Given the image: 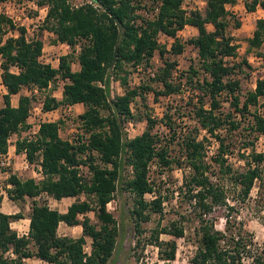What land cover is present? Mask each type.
Returning a JSON list of instances; mask_svg holds the SVG:
<instances>
[{
    "label": "trees",
    "instance_id": "16d2710c",
    "mask_svg": "<svg viewBox=\"0 0 264 264\" xmlns=\"http://www.w3.org/2000/svg\"><path fill=\"white\" fill-rule=\"evenodd\" d=\"M151 1H158L159 10L146 17L143 11L152 12L156 5L149 8L146 4L141 5L142 0H88L76 6L69 0H36L39 6L48 7L39 38L27 40L24 29L20 28L18 36L8 37L3 42L0 40L2 81L6 88L4 104L0 106V151L6 150L11 134L24 128L33 99V95H20L17 105L13 106L11 97L23 87L46 89L57 76L66 80L63 97L58 100L46 95L43 110H51L61 104L82 103L84 110L79 114V120L88 134L85 141L73 143L59 135V121H43L36 140L17 142L18 150L26 148L31 160L37 150H42L45 177L39 182L30 178L20 179L15 175L10 177L13 187L9 189V197L21 206L30 199V221L28 234L19 236L10 223L20 218L22 213L0 211V264H24L27 258L39 259L47 264H112L117 237L125 230L129 220L136 235L135 246H157L163 254L161 259L167 262L165 264L175 259L176 241H162L160 235L167 233L181 237L184 234L182 226L173 221L169 226L153 229L148 239L144 236L142 223L150 219L151 213H161L163 210L160 196L151 200L145 198V194L154 190L149 178L151 165L168 166L172 159L168 155L167 145L161 143L158 146L162 140L152 131L154 120L139 107H135L134 111L132 102L136 97L145 100L149 91L159 96L181 90L180 84L170 81L176 63L163 60V66L152 78L162 84L163 89L158 90L148 83L136 87L128 85L126 73L119 78L124 93L111 97L109 75L112 70L117 74L116 71L124 70L129 64L147 65L156 51L163 57L165 48L159 44L157 35L164 33L175 37L186 25L197 29V34L187 43L194 46L200 61L199 69L190 66L189 71L185 72L187 82L197 88L199 94L200 104L194 109L195 130H205L215 138L218 145L213 160L219 165V170L229 174L233 184L240 187L243 200L256 180L264 186V151L251 150L247 168L234 171L226 164L225 155L232 154L230 145L226 142V135L219 133L226 124L232 130L237 129V116L245 118L251 115L249 128L255 133L254 138L264 135V116L255 110L250 111V106L260 104L264 107V77L257 78L254 88L246 91L245 95H242L240 80L234 77L236 73L243 72V65L250 68L245 58L234 60L238 45L227 33L230 13L226 6L234 5L237 1L206 0L202 10L189 11L183 8L185 0ZM257 7L264 12V0L245 1L247 11H255ZM140 8L143 11L138 13ZM5 25L14 28L11 21L0 14V33ZM44 29L53 32L55 42L81 44L77 56L79 69H72L71 54L62 56L57 68L40 60ZM263 43L264 17H259L251 36L247 38V51L255 49L264 59V52L260 51ZM183 48V43L177 39L170 53L180 54ZM13 65L18 67L17 72L11 71ZM223 93L231 104V110L226 113L220 111ZM241 96L244 97L242 101ZM204 97L209 99L208 109L204 107ZM102 110L108 113L103 114ZM141 117L147 120L146 129L134 137H128L125 122ZM163 118L168 123L172 122V116L168 113H164ZM242 143L245 148L253 145L254 141L242 137ZM182 153L190 174L184 178L180 191L184 188L187 197L194 201V206L199 210V239L191 258L192 264H242L240 252L248 244L243 236L240 232L228 235L226 226L225 230L215 229L213 220L208 217L215 207L227 206L232 209V206L227 201L225 185L214 182L209 174L210 165L205 159L203 140L186 136ZM81 163L87 164L91 173L88 181L80 175ZM127 166L131 170L128 176L124 173ZM124 191L133 195L134 202L130 209L122 200ZM41 192L57 200L76 197L81 193H87L92 199L73 202L66 211L60 212L35 199ZM115 198L119 211L117 218L107 208V204ZM89 211L94 212L95 221L88 216ZM78 214H83V218L79 219ZM62 222L68 226L80 225L82 234L78 237L60 235L58 226ZM86 237L91 239L89 254L84 250ZM10 250L13 257L6 256ZM253 262L264 264V253L254 255Z\"/></svg>",
    "mask_w": 264,
    "mask_h": 264
},
{
    "label": "rangeland",
    "instance_id": "374dc122",
    "mask_svg": "<svg viewBox=\"0 0 264 264\" xmlns=\"http://www.w3.org/2000/svg\"><path fill=\"white\" fill-rule=\"evenodd\" d=\"M16 4H26L27 0H13ZM74 6L83 4L88 0H69ZM245 0H239L234 5H227L229 9V25L227 28V33L233 38V41L238 45L237 56L235 61H241L245 58L250 65L248 68L246 65L242 66L243 72H238L234 75L238 78L241 83L242 95H245L246 91L253 89L255 86V81L259 77H264V60L257 50L253 49L247 51V38L251 35L254 17L259 16L260 13L249 14L246 11L243 4ZM206 0H185L183 3V8L186 10L198 9L202 10L204 8ZM157 2H152L151 0H142V4H146L149 8L156 5ZM238 4V5H237ZM141 9V8H140ZM145 9V8H144ZM143 11L138 10L140 13ZM236 22L240 23L239 25ZM4 27H8L5 25ZM211 27V26H210ZM13 32V31H11ZM197 34V29L195 27H184L182 30L178 31L176 36H168L164 33H159L157 39L161 46H164L165 53L163 57L160 56L159 52L156 51L151 60L148 62V66H151L157 70L163 66V60H173L175 61V67L172 70L171 78L175 84H180L181 90L173 92L168 95L157 96L153 91H149L146 94L145 100L140 97H136V100L132 102V108L135 111V107H139L142 112H147L154 120L153 133L156 131L155 124L162 122L167 126L166 135L162 138L161 143L167 145L168 155L172 162L168 166H158L153 163L150 168L149 178L153 182V192L145 194L147 200H151L156 196L162 198L163 210L161 213H151L150 219L147 222H143L142 226L144 228V236L146 238L150 235L151 231L157 227L169 226L173 221L178 225L182 226L184 229V234L181 237H174L171 234L162 233L160 239L162 241H176V255L175 259L170 261L169 264H192L191 258L194 255L198 244V228L199 210L194 206V201H191L183 191L180 189L184 185V178L190 174L188 169V164L182 157V143L186 136L196 137L199 140H203L206 162L210 165V176L214 182L219 181L225 185L227 201L229 205L232 206L230 209L227 206L215 207L213 211L208 215L213 222L215 229L225 230L229 235L240 234L243 236L244 241L248 244L246 249L241 252L248 255H257L259 253H264V186L260 184L258 180L255 181L249 195L243 200L240 194V187L233 184L232 179L229 174L224 173L219 170V165L214 162L213 157L216 153L217 145L214 144L216 141L214 137L202 130H195L197 128L196 118L194 116V109L199 106V94L198 89L187 82L186 71H189V67L192 66L196 69L200 67V61L197 56L196 49L187 40L192 36ZM173 39L179 40L183 43L184 48L180 54L174 55L170 53V48L173 44ZM259 51V50H258ZM264 52V47L260 50ZM260 57V58H259ZM232 60V59H230ZM77 62V61H76ZM77 65L74 69H77ZM134 65H127L122 71H116V76L118 78L123 77L126 73L128 74L131 70L133 71ZM201 72V70H200ZM246 73V75L244 74ZM152 78L146 74H142L139 79L140 86L142 84H149L155 90L163 89L160 82L154 81ZM59 82L61 80L60 76L56 77ZM58 86V84H56ZM135 86V87H136ZM133 87V86H132ZM21 91V90H20ZM50 92L45 90L43 93L33 94V99L31 102V109L38 106L40 96L49 95ZM180 93V97H177ZM19 96H12L11 102H18ZM241 101L243 96L240 97ZM204 107L208 109L210 107V102L208 97H204ZM262 101V99H261ZM221 108L220 111L226 113L230 109V100L227 98L226 94H222L220 98ZM4 104L3 94L0 91V106ZM262 107L260 104L250 106V111H257V108ZM82 110L76 108L70 117L64 116L58 113L59 116V127L60 136L63 139H68L75 141L77 135H81L84 139L87 138L88 134L84 130V127L79 120L78 111ZM103 114H107V110H102ZM164 113H168L172 116V122L168 123L164 120ZM34 117H38V114H32ZM132 125H127L129 129V135L134 136L142 133L147 127V120L144 117L138 120L131 119ZM239 122L237 129L232 130L229 125H224L223 129L219 133L226 135V142L229 147V151L232 154L227 153L226 164L230 165L234 171H243L247 168V161L249 160V153L251 150L256 152L264 151V135H259L255 137V133L250 130V122L252 120L251 115H247L245 118H235ZM168 123V124H167ZM26 127V124L24 128ZM242 137H246L249 140H253V145L244 148L242 143ZM14 136L12 141H14ZM204 138V139H203ZM11 141V142H12ZM216 145V146H215ZM214 149L215 153L210 155L206 151ZM82 156H85L82 154ZM80 175L84 180L88 181L90 179V171L87 164L82 163V167H79ZM125 175L131 174L130 167H126ZM28 174L20 175V179H26ZM39 195V194H38ZM91 196L87 193H81L76 197H64L60 200H51L48 202L46 199H38L40 202H45L60 212H64L67 207L76 201L90 200ZM122 200L125 202L127 208H132L133 206V195L124 191L122 194ZM31 201L28 199L21 205L15 203L14 201H6L3 205L4 213H22V216L10 223V227L21 235L24 231L28 229L27 221L25 220L30 212ZM16 205V207H13ZM29 207V208H28ZM109 211L117 218L119 211L117 205V199L112 200L107 204ZM20 210L17 212V210ZM88 216L95 221V215L93 211L88 212ZM78 218L82 219L83 214H78ZM228 221V224H226ZM226 226V227H225ZM58 233L60 235H69L73 237H78L82 234V227L80 225L68 226L65 223H60L58 226ZM117 247L115 249L114 257L111 260L112 264H165L167 263L162 257V253L159 248L152 244H147L146 246L136 245V235L133 229V225L129 220L126 223L125 230L117 237ZM148 239V238H147ZM91 239L86 237L85 249L90 248ZM32 247V246H30ZM8 257L11 256L10 253L6 254ZM24 264H46V262L35 258H27L24 260Z\"/></svg>",
    "mask_w": 264,
    "mask_h": 264
},
{
    "label": "built area",
    "instance_id": "2783aa9c",
    "mask_svg": "<svg viewBox=\"0 0 264 264\" xmlns=\"http://www.w3.org/2000/svg\"><path fill=\"white\" fill-rule=\"evenodd\" d=\"M47 9H48L47 5L39 6L36 0H27L26 4H22V5L16 4L13 0H5L0 2V14H3L6 18H8L14 26L13 29L9 28V26L3 27V31L0 33V40L3 42L8 37L18 36L20 28L24 29V36L27 40L37 39L38 33L44 24L45 17L47 14ZM158 10H159V6L156 4V6L153 7L152 12L143 11V15L146 17H151L153 14L157 13ZM14 29H16V32L15 33L11 32ZM174 40L175 39H173V41ZM56 43L61 47L62 50L68 49L75 56H78L82 48L80 43H75L74 45L65 42H58V41ZM39 58L43 63L50 64L55 68L59 66V62H60L59 58L55 62L56 65L51 63V61H45L46 56L43 50ZM11 71L17 72L18 67L15 65L11 66ZM114 71L115 70H112L109 75V92L111 97H114L115 95H121L124 93V87L122 86L120 79L116 76ZM156 72L157 69L148 66L144 63L136 64L134 65L133 71L131 70L127 74L128 85L136 86L139 84V79L142 76V74H146L149 77H155ZM2 73H3V58L0 55V90L5 89V93H6V88L2 81ZM170 81L174 82L173 78H171ZM98 84L101 87H103V84L101 82H99ZM47 89L48 87L46 89H39L37 87H33V88L24 87V93H25L24 95L31 96L33 94L43 93ZM40 97L41 99H39L38 106H35L32 109L30 108L29 110L30 121L26 123V127L21 128L19 131L11 134L7 139L6 150L4 152L0 151V211L1 212H3L4 203L6 201H12L9 197L10 196L9 189L13 187V184L9 180L12 175H15L16 177L19 178L20 175L28 174V177L26 179L30 178L35 180L36 182L43 180L45 177V173L42 167V161H43L42 150L41 149L37 150L34 153L35 155L34 159L31 160L28 156L26 148H22L21 150H18L17 142L24 140L27 142L36 140L39 135L41 123L43 121H58L59 120V116L57 115L58 113L70 117L74 112H76L75 111L76 108H73L72 104H61L56 108L44 111L43 102L45 99V95ZM177 97H180V93H178ZM257 112L262 116H264V107L257 108ZM31 113L38 114V117H34L33 115H31ZM131 121H132L131 119L127 120L124 125V129L128 137L136 136V135L134 136L129 135V129L127 125H132ZM155 126H156V131L154 134H157V136L162 140V138L166 135L167 126L162 122L156 123ZM59 131H60V127H59ZM202 131L206 133L205 130ZM13 136L15 137L14 141H12ZM85 140L86 139H84L81 135H77L75 141H71V140L69 141L73 143H78L80 141H85ZM160 144L161 142H159L158 146ZM214 144L217 145V141H215ZM206 152L212 155L215 153V150L210 149L209 151ZM227 156L228 155L226 154L225 157ZM82 158H85V156H82ZM79 167H82V163L79 165ZM90 177H91V173H90ZM41 198L48 200V202L51 200H57L49 196L46 192H41L39 193V195L35 197L36 200ZM13 207H16V205H14ZM19 211L20 210L18 209L17 212ZM8 214L10 213L8 212ZM28 229L23 233H21V235L18 233L17 234L19 236L27 235ZM84 250L88 254L90 253L89 247L86 249L84 247ZM8 253H10L11 256L13 255L11 250L6 252V254ZM253 258L254 255L248 256L240 252V260L242 264H254Z\"/></svg>",
    "mask_w": 264,
    "mask_h": 264
},
{
    "label": "crops",
    "instance_id": "0c3cea01",
    "mask_svg": "<svg viewBox=\"0 0 264 264\" xmlns=\"http://www.w3.org/2000/svg\"><path fill=\"white\" fill-rule=\"evenodd\" d=\"M236 1H239V0H236ZM246 1V0H245ZM245 1L243 2V4H244V6H245ZM237 3V2H236ZM228 5H230V4H228ZM238 5V4H237ZM227 7V9H228V6H226ZM236 6H235V4H234V6H233V8H235ZM246 9V8H245ZM247 11V10H246ZM248 13L249 14H255V13H260V15L259 16H256V17H254V25H253V29H254V27H255V22H256V19H258L259 17H264V12H263V10L260 8V7H257L256 8V10L255 11H248ZM194 27V26H191V25H186L185 27ZM253 29H252V31H253ZM16 32V29H14L13 30V33H15ZM252 34V33H251ZM14 35H16V34H14ZM251 36V35H250ZM249 36V37H250ZM37 38H39V34H38V36H37ZM54 38H55V35L53 34V32H51V31H49V30H43V34H42V37H41V39H42V43H43V47H42V50H43V52L45 53V56H46V59H45V61H51V63H53V64H55L56 65V60L59 58H61L62 56H65V55H69V54H71L72 55V57H73V60H72V62H71V67H72V69L73 70H75L74 69V66L75 65H77L78 67H77V69H79V63H78V61H77V56H75L74 54H72L68 49H61V47L54 41ZM263 47H264V43H263ZM260 58V57H259ZM264 60V59H263ZM77 61V62H76ZM76 69V70H77ZM65 82H66V80H64V79H62L61 78V80H59V82L56 80V79H54L50 84H49V86H48V92H50L49 94L51 95V96H54V97H56L58 100H60V99H62V97H63V87H64V84H65ZM56 84H58V86L56 85ZM1 91V94H4L5 93V89H3V90H0ZM23 94H25L24 93V87L21 89V91L20 92H18L17 94H15V95H13V96H20V95H23ZM12 98V97H11ZM17 103L18 102H16V103H12L11 102V104L13 105V106H16L17 105ZM72 106H73V108H80V106H81V108H82V110H79L78 112L79 113H81L83 110H84V106H83V104L82 103H76V104H72ZM28 121H30V116H28V118L26 119V123L28 122ZM25 123V124H26ZM59 135H61L60 134V131H59ZM66 211V210H65ZM30 213V212H29ZM26 221H27V226H28V228H29V221H30V219H29V214H28V216L26 217V219H25Z\"/></svg>",
    "mask_w": 264,
    "mask_h": 264
}]
</instances>
